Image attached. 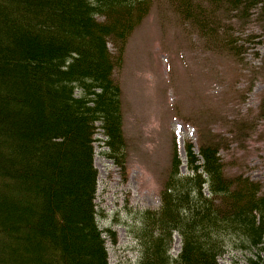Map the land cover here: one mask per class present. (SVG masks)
Instances as JSON below:
<instances>
[{
    "label": "trees",
    "instance_id": "1",
    "mask_svg": "<svg viewBox=\"0 0 264 264\" xmlns=\"http://www.w3.org/2000/svg\"><path fill=\"white\" fill-rule=\"evenodd\" d=\"M154 1L0 0V264H109L104 233L112 231L95 207L93 143L125 168L114 71ZM210 2L245 13L257 7L264 21V0ZM176 3L184 16L195 9L192 20L208 29L199 2ZM263 107L261 97L260 116ZM98 128L104 138L95 137ZM176 147L161 206L144 210L136 227L135 264H217L233 250L264 262V192L227 175L213 141L197 151L185 143V173Z\"/></svg>",
    "mask_w": 264,
    "mask_h": 264
},
{
    "label": "rangeland",
    "instance_id": "2",
    "mask_svg": "<svg viewBox=\"0 0 264 264\" xmlns=\"http://www.w3.org/2000/svg\"><path fill=\"white\" fill-rule=\"evenodd\" d=\"M196 2L209 18L205 31L218 40L228 37L225 44L210 39L201 22L192 20L195 9L184 16L176 0H155L131 32L122 65L114 71L121 88L125 168L105 156L103 142L93 143L95 207L101 227L112 231V236L104 233L109 264H135L136 227L144 210L161 206L174 145L182 152L191 141L197 151L202 140L213 141L224 172L241 174L264 192V107L261 116L258 112L264 97V21L257 7L245 13L190 0ZM96 131L95 137L104 138L100 128ZM179 171L185 173L183 164ZM178 250L174 236L171 253ZM217 264L252 263L233 250Z\"/></svg>",
    "mask_w": 264,
    "mask_h": 264
}]
</instances>
